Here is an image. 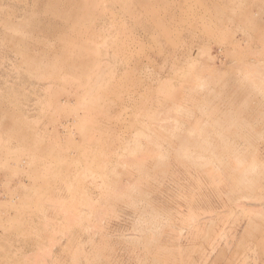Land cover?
<instances>
[{
  "label": "rangeland",
  "instance_id": "1",
  "mask_svg": "<svg viewBox=\"0 0 264 264\" xmlns=\"http://www.w3.org/2000/svg\"><path fill=\"white\" fill-rule=\"evenodd\" d=\"M0 264H264V0H0Z\"/></svg>",
  "mask_w": 264,
  "mask_h": 264
}]
</instances>
